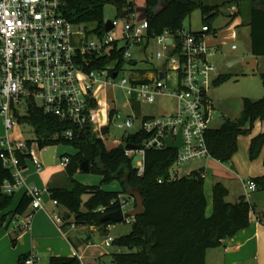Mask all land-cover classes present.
<instances>
[{"label": "built area", "instance_id": "obj_1", "mask_svg": "<svg viewBox=\"0 0 264 264\" xmlns=\"http://www.w3.org/2000/svg\"><path fill=\"white\" fill-rule=\"evenodd\" d=\"M63 6L64 0H0V118L6 131L0 137V163L11 176L0 179V194H14L17 188L24 187L31 197V210H44L41 196L44 190L26 181L24 169L31 163L40 171V152L47 148L39 145L35 133L31 138L23 136L19 122V117L26 112V107L24 113L19 111L23 103L27 105L29 101L36 103L39 100L36 104L43 112L66 123L68 127L61 133L64 139L71 140L89 128L108 149H113L123 144L122 140L113 139L107 145L105 136L109 124L118 117V109L114 98L100 97L102 90L106 86L112 90L120 88L131 107L139 102L152 103L156 95L166 91L168 70L175 74V112L141 117L137 131L146 132L148 137L138 149L126 147L125 154L133 160L136 154L140 156L134 164L137 174L141 175L145 149L167 148L166 137L171 134L173 143L180 131L182 145L176 149V159L169 169L170 179L179 177L181 166L209 158L206 132L216 115L209 92L222 74L212 58L226 44L231 50L236 49L235 28L228 30L214 45L208 40L209 37L217 39L218 32L207 25H203L200 32L182 28L176 35L165 31L150 36L146 18L138 19L133 11L104 21V28L107 22L112 28L104 29L103 34L92 40L90 36L94 33H87L91 30L87 28L94 27L69 21L63 14ZM153 39L160 47L156 58L161 59L162 64L154 70L152 77L147 78L136 68L137 61L131 59L129 48ZM120 42L125 46H120ZM177 47L179 51L175 52ZM99 58L107 59L108 63L96 67ZM125 62L129 63L127 77L122 76L116 81ZM160 73L164 74L162 79ZM135 124L133 115L115 122L122 130ZM104 126H107L105 134L101 132ZM68 161L66 155L59 158V163L64 166ZM243 185L248 193L256 190L253 179L245 180ZM51 202L49 216L65 233L63 226L72 228L74 224L65 223L58 202L53 199ZM119 202L122 221L132 223L134 217L126 213L134 207V200L121 194ZM31 216L30 211L24 227L29 226ZM112 242L111 236L104 241L105 245ZM36 261V254L31 252L23 264H36Z\"/></svg>", "mask_w": 264, "mask_h": 264}, {"label": "trees", "instance_id": "obj_2", "mask_svg": "<svg viewBox=\"0 0 264 264\" xmlns=\"http://www.w3.org/2000/svg\"><path fill=\"white\" fill-rule=\"evenodd\" d=\"M162 3V5H161ZM106 4L115 8V16H126L135 10L134 0H64L63 14L73 23H82L87 33H104L103 10ZM223 6L234 5L236 12L231 19L248 17V46L251 55L264 63V0H220ZM217 4H208L203 0H144V13L148 21L150 36L171 35L184 28L183 20L195 9H199L203 25L211 28V23L218 15ZM179 48L175 49L178 52ZM108 60L99 58L96 67L101 68ZM144 69L141 73H144ZM229 78L221 74L215 83ZM264 87V68L260 72ZM95 105V103H93ZM264 120V95L259 99L244 97L242 109L236 119L224 118L218 127H210L206 132V143L210 157L229 163L237 152V138L249 135L255 121ZM21 124L30 125L39 141V145H71L73 154L68 156L65 166L67 185H51L47 191L51 199L56 200L69 212L72 220L65 218V223L77 226H94L100 232L110 225L102 222L105 213L120 208L119 195L126 194L128 187H139L143 196L144 212L134 217L131 230L113 239L112 244L122 248V252L113 253L114 264H206L205 253L218 247L226 238L233 237L240 230L248 227L249 215L254 206L243 196L235 202H228L227 188L217 182L212 187V211L206 215L207 199L204 191V176L201 169L193 170L188 175L169 178V169L176 159V149L147 148L143 157V172L137 174L133 158L125 154L126 144L142 147L148 134L142 130L128 134L121 145L108 149L103 141L96 138L89 128L80 132L73 139H64L61 133L67 125L56 117L43 112L36 103L29 101L26 112L19 117ZM264 145V132L250 140L248 157H258ZM86 161L89 171L100 174L101 182L113 179L120 181L122 190H104L100 185H88L73 176L80 164ZM10 172L0 163V179L9 178ZM162 181L159 182L158 180ZM256 189L264 190V176L252 178ZM84 196H87L84 199ZM13 194H0V212L9 207ZM31 202L26 193L17 203L14 213L23 214ZM4 217H0V227ZM28 254L18 257V264H23ZM46 264H81L77 255L50 256Z\"/></svg>", "mask_w": 264, "mask_h": 264}, {"label": "crops", "instance_id": "obj_3", "mask_svg": "<svg viewBox=\"0 0 264 264\" xmlns=\"http://www.w3.org/2000/svg\"><path fill=\"white\" fill-rule=\"evenodd\" d=\"M231 7L233 13H235L237 10L236 6L231 5ZM232 20H237V28L241 26L248 28V38V17L237 16ZM236 35L237 41L241 37V31L239 29L236 30ZM218 40H221L219 32L217 39L209 37L208 41L210 44L214 45L218 43ZM148 43L149 41L146 44ZM237 57L239 56H235V58ZM251 57L254 56L251 55ZM229 62L230 61L227 62V65ZM257 65L258 61L256 63V68ZM149 68L152 69V74L144 72L142 73L144 77L150 78L154 75L156 67L149 66ZM221 73L224 74V71L221 70ZM218 84L219 83H214L213 87ZM210 97L215 106L214 97H212L211 94ZM243 98L244 97H242V99ZM176 107L177 102L173 112L176 110ZM241 109L238 110L234 118L229 117V115H224V118L236 119L239 117ZM216 115L219 116L220 113L217 112ZM262 132H264V120L255 121L253 130L249 135H240L237 138V152L227 164L209 157L189 162L194 164L189 165V163H187L179 169V177L188 175L193 170L201 169L204 181L207 176L211 178L210 184L212 187L215 183L219 182L227 188L228 194L226 200L228 202H235L240 197L244 196L254 206V209L249 215L248 227L240 230L233 237L224 239L220 246L208 249L205 253L206 264H264V211L260 209L256 199H254L255 197L252 196L258 189L249 194L243 185V182L247 179L264 176V145H262L256 159L250 160L248 157L251 138ZM44 152L45 151L40 152V159L42 161L40 171H37L35 166L31 163H27L24 169L26 181L44 190L41 195L44 210L32 211L29 204L23 214H15L14 209L21 197L25 194L24 187L17 188L13 194L9 207L0 212V217H4L3 224L0 227V264H18V257L20 255L29 254L31 252L36 254V264H46L50 256L73 255L78 256L81 264L111 263V261H113L112 254L122 252L123 249L118 247L117 251L109 250L112 244L105 245L104 241L110 235H104L101 239L100 234H102V232L94 226L74 225V227L70 228L66 224L63 226L65 233H62L55 222L50 218L49 212L52 208V202L47 189L51 185H67L68 179L65 174V166L57 162L55 158L56 155L45 157ZM45 163H47V165ZM86 198L87 196H84V199ZM30 211L32 212V216L29 226L26 228L23 224L26 215ZM62 211L65 212V210ZM71 220L72 216H70V221ZM113 224L115 223H111L106 229L109 228V226L111 227V225L114 227ZM124 234L126 233H121L119 236ZM111 237L113 239L117 238Z\"/></svg>", "mask_w": 264, "mask_h": 264}, {"label": "rangeland", "instance_id": "obj_4", "mask_svg": "<svg viewBox=\"0 0 264 264\" xmlns=\"http://www.w3.org/2000/svg\"><path fill=\"white\" fill-rule=\"evenodd\" d=\"M208 4H217L218 6V15L211 23V29L213 31L219 32L220 39H223L224 35L228 30L233 27L236 30L241 31V37L236 41V50H230V45H224L220 48V52L215 54L212 58L216 67L219 70H223L224 74H228L229 78L226 81H223L211 88L210 94L215 99V113L219 112L220 115H215L214 119L209 123L210 127L219 126L223 119L224 115H229V117L234 118L238 110L241 109V99L242 97H250L253 99H259L264 95V87H262L260 72L262 68H264V63L260 58H257L258 65L254 71H250L246 67L242 66L240 63H234L230 66L227 65L228 61L235 59V56H239L243 59L250 58L251 53L249 51L248 46V38L247 32L248 28L245 26H241L237 28L236 25L237 20H232L230 17V10L232 7L230 5L223 6L220 4V0H203ZM135 2V13L138 19H143L145 17L144 13V0H134ZM115 8L112 5L106 4L103 10V15L105 21L111 20L115 17ZM183 26L186 29L191 30L192 32H200L201 27L203 26L202 17L199 9H195L183 20ZM92 40L97 39V35L93 34L90 36ZM219 42V40L217 41ZM120 46H125L122 42L119 43ZM160 49L156 40H150L148 44L143 43L140 46H135L129 48L131 53V59L136 60V68L144 69L145 73H151L152 69L149 66L159 68L162 64V60L156 58V52ZM130 59V58H129ZM129 69V63L125 62L123 66V70L119 72L118 78L119 80L122 76L127 77V70ZM167 80L165 84L167 86L166 91L163 94L156 95L155 99L152 103L148 102H139L135 104L133 107L128 105V97L123 93L120 88H114L112 90L110 86H106L105 90H102L100 97H105L106 99L114 98L115 105L118 109V117L116 121H113L108 126V132L105 136L106 144L110 145L111 140L117 139L122 140L128 134L134 133L138 130V120L144 116H158V115H167L174 113L173 110L176 106V100L173 96L174 92V84H175V74L174 71L168 70L166 72ZM36 103H40L39 100H36ZM26 104L23 103L19 106L20 113L25 112ZM240 113V112H239ZM133 115L136 118V124L134 127L122 130L115 126V122H118L124 119L126 116ZM223 115V116H222ZM20 129L23 132V136L25 138H31L34 136V132L32 127L28 124H21ZM6 134L5 126L3 119L0 118V137ZM46 150H44L45 157H50L56 155L55 158L57 162H59V156L62 154H73L75 152L74 148L68 144H56L46 146ZM140 156L136 154L134 161L139 159ZM47 165V163H45ZM194 163H189V165ZM76 180L88 184V185H100V187L104 190L109 191H120L122 190V186L119 180L113 179L109 182L102 183V176L93 172H85L80 169L73 176ZM211 178L207 176L204 181V191L207 199V208L206 215L209 216L212 211V199H211ZM253 193V192H250ZM249 193V194H250ZM254 199H256L260 209L264 211V190H258L252 194ZM61 210H64V207L59 205ZM114 227L109 226L105 232L100 234L101 239L104 235L117 237L121 233H128L131 230V223L121 221L113 224ZM105 236V237H106ZM112 244V243H111ZM109 250L117 251L118 247L112 244ZM112 264V263H109Z\"/></svg>", "mask_w": 264, "mask_h": 264}, {"label": "water", "instance_id": "obj_5", "mask_svg": "<svg viewBox=\"0 0 264 264\" xmlns=\"http://www.w3.org/2000/svg\"><path fill=\"white\" fill-rule=\"evenodd\" d=\"M162 5V3H161ZM112 28V25L110 22H107L105 24V31H109L110 29ZM234 63H240L242 66L246 67L247 69H249L250 71H254L255 68H256V63H257V60H256V57H250V58H241V57H237L233 60H231L228 64V66L234 64ZM115 74H113L114 76ZM164 77V74L163 73H160V78L162 79ZM101 132L103 134H105L107 132V126H104L101 130ZM182 145V138H181V134H180V131L178 132L177 134V139L175 142H171V134H169L167 137H166V147L169 148V149H178L180 146ZM126 147L127 148H133V149H138V146L136 145H133V144H126ZM79 169L81 171H85V172H88L89 171V166L87 164L86 161H83L81 164H80V167ZM126 195L131 197L133 200H134V207L128 211L126 213L127 216H131V217H137L139 215H142L143 212H144V207H143V202H144V199H143V196L141 194V191L139 189V187H128L126 189ZM71 216V214L67 211L64 212V218L66 219H69ZM123 219V216L121 214V211L118 209V210H115V211H112V212H108V213H105L102 218H101V221L102 222H110V223H118V222H121ZM105 225L103 224L101 226V229L102 230H105ZM108 263V262H106ZM111 263H114L113 261H111Z\"/></svg>", "mask_w": 264, "mask_h": 264}]
</instances>
